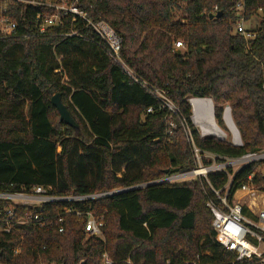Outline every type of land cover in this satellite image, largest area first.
Segmentation results:
<instances>
[{
    "label": "trees",
    "instance_id": "1",
    "mask_svg": "<svg viewBox=\"0 0 264 264\" xmlns=\"http://www.w3.org/2000/svg\"><path fill=\"white\" fill-rule=\"evenodd\" d=\"M185 1H82L93 22L106 21L122 36L121 55L134 77L91 28L63 41L52 35L0 39V191L51 186L56 196L112 192L45 203L43 213L53 221L63 217L64 231L56 224L22 227L24 245L17 257L12 252L19 239L0 236L2 260L103 264L106 253L112 264H258L237 261L216 241L207 200L214 196L212 188L228 184L227 173L132 189L195 166L188 132L200 150L222 157L264 150V0H245L247 21L263 15L253 30L258 36L249 43L235 33L241 0ZM215 6L220 17L203 14ZM177 40L185 49L175 50ZM148 87L164 93L177 114ZM58 93L78 128L61 121L51 103ZM190 98L213 100L215 132L204 136L227 139L226 120L234 137V121L242 145L201 136ZM226 107L233 121L230 114L224 120ZM262 165L235 173L229 168L235 174L229 197ZM263 181L259 176L258 185ZM89 211L104 216V240L86 238Z\"/></svg>",
    "mask_w": 264,
    "mask_h": 264
},
{
    "label": "built area",
    "instance_id": "2",
    "mask_svg": "<svg viewBox=\"0 0 264 264\" xmlns=\"http://www.w3.org/2000/svg\"><path fill=\"white\" fill-rule=\"evenodd\" d=\"M82 1L0 0V39H29L52 35L60 37L63 41L72 37L81 38L83 37L81 30L91 28L105 44V49L110 57L128 75L134 77L132 70L126 65L121 55L122 36L106 21L93 22L81 7ZM174 1L180 4L186 3L185 0ZM32 10L35 12L32 13ZM174 12L177 13L179 10L176 9ZM219 12V7L215 6L210 10H205L203 14L213 19L217 18ZM245 12L246 1H238L235 6L237 15L235 33L244 37L249 43L258 36V33L247 27L249 21L245 18ZM20 18L23 25L19 22ZM79 22L83 24L82 28H78ZM174 48L175 50L185 49V44L183 41L177 40ZM134 79L139 82L137 78ZM141 83L143 87L147 88L146 83ZM149 90L161 100L164 107L177 114L178 109L164 93L158 90L153 91L151 88ZM169 126L174 128V122L170 121ZM188 136L193 148L195 166L188 171L170 175L156 182L173 183L179 179L186 180V182L202 181L203 179L208 181V176L211 173H227L229 176L228 184L219 190L212 188L214 196H208L207 200V206L213 214L212 227L216 233V241L226 250L233 252L237 261H254L258 264H264V181L261 186L258 185L259 176L263 175L264 178V165L248 176L246 182L233 193L232 198L229 197V193L235 174L228 172L229 168H232L235 173L249 164L264 162V150L237 158L222 157L212 152L200 150L195 145L190 132H188ZM147 185L144 184L142 187ZM51 190V186H37L29 191L24 189L0 191V236L19 239L13 247V257H17L23 249L24 234L22 227L32 225L44 228L56 224L59 225L60 232L64 231L63 217H58L57 220L53 221L43 213L45 203L86 201L112 194L111 192L83 196H56L50 194ZM66 212L72 213L73 210L67 208ZM75 213L78 217L83 215L81 211H75ZM86 215L88 217L86 238L97 236L104 240V216H96L93 211H89ZM7 242L11 241L7 240ZM0 251L2 252L0 264H12L2 260L3 251L1 249ZM112 263V260L105 253L103 264Z\"/></svg>",
    "mask_w": 264,
    "mask_h": 264
},
{
    "label": "rangeland",
    "instance_id": "3",
    "mask_svg": "<svg viewBox=\"0 0 264 264\" xmlns=\"http://www.w3.org/2000/svg\"><path fill=\"white\" fill-rule=\"evenodd\" d=\"M262 19H263V15L260 12L256 17H254L252 20H250L247 23V27L249 29H252V30L256 29V27H258V25H260ZM192 106H193L194 116L195 115H202V118H203L202 120L197 119V120H194L195 122H193L194 125L196 126V128L198 129V131L199 132L201 131L203 134H210V133L215 132V127H216L217 121L215 122L216 119L214 120L212 118V113H213L212 103L209 100H201V99L195 98L192 100ZM225 117L226 118L229 117L228 111H226ZM226 134H227L228 138L225 140L227 142L232 143L233 142V134L231 133V131H230V134H228V133H226ZM209 137H211V136H209ZM238 137H239V134L235 133V135H234L235 141H238ZM185 181L186 180H180L179 179L178 181H174L173 183H181V182H185Z\"/></svg>",
    "mask_w": 264,
    "mask_h": 264
},
{
    "label": "water",
    "instance_id": "4",
    "mask_svg": "<svg viewBox=\"0 0 264 264\" xmlns=\"http://www.w3.org/2000/svg\"><path fill=\"white\" fill-rule=\"evenodd\" d=\"M221 15H222V12H219L217 14V17H220ZM193 99H195V98H190L189 99V102H190L191 105H192V100ZM198 99L210 100V102L213 105V111H214V103H213V100L211 98H198ZM51 103H52V105L54 107H56L58 109L59 114H60L61 121H63L64 123H66V124H68V125H70V126H72L74 128H78V124L76 123L75 119L72 117V115H71L70 111L68 110L67 106L62 102V95L60 93L55 94V95L52 96ZM192 108H193V106H192ZM227 109H229V111L231 113V108L230 107H227L226 110ZM225 113L226 112H224V120H225ZM214 118H215V115H214ZM192 121L194 122L193 116H192ZM225 122H226V120H225ZM226 125H227L228 129L231 131V133L233 134V131H232L231 127L228 125L227 122H226ZM234 125H235V128H236V130H237V132L239 134V137H238V141H235V139L233 137L232 144L239 146V145H242V139H241V136H240V132H239V130H238V128H237V126H236L235 123H234ZM201 136H204V134L202 132H201ZM206 137H209V136H206ZM211 137H216L219 140L226 141L224 138H221L219 136L211 135ZM162 182L163 181L155 182V183H150L147 186L152 185V184L162 183ZM137 188H143V187L142 186H137V187H134L132 189H137ZM117 192L118 191H116L115 193H117ZM1 255H2V252L0 251V256Z\"/></svg>",
    "mask_w": 264,
    "mask_h": 264
},
{
    "label": "bare ground",
    "instance_id": "5",
    "mask_svg": "<svg viewBox=\"0 0 264 264\" xmlns=\"http://www.w3.org/2000/svg\"><path fill=\"white\" fill-rule=\"evenodd\" d=\"M198 99V98H197ZM201 100H205V99H201ZM210 101V100H209ZM226 111H228L229 112V114H230V116H231V120L233 121V118H232V115H231V113H230V111H229V109L228 110H226ZM225 111V112H226ZM213 117H214V111H213ZM202 120L203 118H202V115H195L194 116V120ZM215 119V118H214ZM233 124H234V122H233Z\"/></svg>",
    "mask_w": 264,
    "mask_h": 264
},
{
    "label": "crops",
    "instance_id": "6",
    "mask_svg": "<svg viewBox=\"0 0 264 264\" xmlns=\"http://www.w3.org/2000/svg\"><path fill=\"white\" fill-rule=\"evenodd\" d=\"M227 117V116H226Z\"/></svg>",
    "mask_w": 264,
    "mask_h": 264
}]
</instances>
